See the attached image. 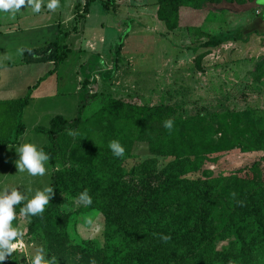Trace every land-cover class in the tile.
I'll return each mask as SVG.
<instances>
[{"label": "rangeland", "instance_id": "rangeland-1", "mask_svg": "<svg viewBox=\"0 0 264 264\" xmlns=\"http://www.w3.org/2000/svg\"><path fill=\"white\" fill-rule=\"evenodd\" d=\"M106 1L111 0H94L92 15L86 24V35L96 31L94 35L98 38V33L104 31V38L110 41L108 47L112 48L125 33H129V46L134 50L129 57H119V66L121 61L125 65L127 81L124 83H127L128 89L122 88L120 93L111 92L107 84L101 88L97 80L95 87L99 95L88 103L84 111L85 123L79 132L74 153V159L81 163V168H68L64 173L61 212L34 233L18 239L17 251L3 264H26L25 255L30 257L36 248H43L47 254L56 256L57 264H93V261L84 262L86 250L81 242L97 240L101 245L105 243L108 227L100 200L108 201L107 194L117 196V191L132 194L146 190L145 183L153 164L162 168L167 161L165 156L152 151L147 138L152 130L160 132L166 118L207 115L210 139L216 143L222 135L223 125L220 117H211V114L228 112V120L232 122L233 114L247 113V120H238V127H232L228 132L231 139L237 131L240 132L236 144H230L228 149L213 154V159L207 160L203 166L209 167L215 175L224 173L226 180L237 179L232 177L237 175L241 179L255 180V187H264V147H261L264 145V65L261 70H254L255 64L264 57L261 5L256 0L223 1L222 6L227 7L224 10H198L187 0H146L143 17L125 18L116 11L114 4L112 8H106ZM40 3L47 4L44 0H40ZM136 6L142 7L140 3ZM61 7L62 1L58 0L53 15L49 17L51 20L59 19ZM26 8L32 10L31 5ZM67 10L68 7L63 13H68ZM158 18L167 22L168 29L163 21L156 23ZM102 20H107L108 27L96 30ZM74 22L76 26L77 19ZM240 25L248 26L251 32L248 41H234L217 51L202 45L211 36ZM106 43L97 42L95 50L85 48L88 53H95L82 68L84 77H92L93 66L107 62L100 50ZM139 44L141 47L136 48ZM106 52L110 50L105 49ZM100 55L103 59H100ZM209 56L211 68L207 67ZM103 74H108L106 68L98 75L102 81L111 83L117 72L110 80H104ZM64 76V73L60 74L61 78ZM122 78L123 73L120 80ZM67 82L68 88L62 87L61 82L57 98H49V102L47 98H35L27 106L23 116L27 130L19 143L0 148V186L17 185L18 190L26 191L27 188L34 192L37 188L50 185L53 168L48 161L45 162L46 172L43 176L18 172L14 163L18 153L14 145L34 142L42 147L49 142V133L46 127L37 130V125L48 126L51 115L55 113L68 117L77 114L78 102L83 94L80 89L66 91L72 85L70 75ZM112 97L122 100L123 104L108 103ZM107 105L110 106L107 108ZM156 105L168 107L147 118L142 109ZM141 120L143 124L139 128ZM253 129L257 130V137ZM113 140L124 146L122 157L112 153L109 143ZM196 141L200 144L201 135L196 137ZM152 159H156V162L151 163ZM85 190L92 198L90 205L79 200L80 193ZM15 220L12 221L14 228ZM233 239L231 236L218 240V248L228 246Z\"/></svg>", "mask_w": 264, "mask_h": 264}, {"label": "trees", "instance_id": "trees-1", "mask_svg": "<svg viewBox=\"0 0 264 264\" xmlns=\"http://www.w3.org/2000/svg\"><path fill=\"white\" fill-rule=\"evenodd\" d=\"M92 1L94 0H87L82 12L77 14V24L72 30L64 31L61 23L57 22L52 39L47 40L44 46L25 49V53L36 54L39 51V59L52 63V67L29 86L24 96L0 100V148L18 144L20 137L26 132L27 124L23 116L33 100V91L44 78L58 71L59 64L71 50L67 42L68 36L78 30L79 22L89 12ZM223 1L247 0H187L198 10H224L227 7L222 6ZM104 5L110 8L112 3L106 1ZM159 15L162 16L161 11ZM255 32L263 34L261 31ZM250 33L247 25H240L211 36L202 45L215 47L226 41L246 42ZM128 35V32L125 33L111 48L112 64L103 61L104 65L93 66L92 77H84L82 74L83 85L79 91L83 96L79 99L77 114L74 117L55 113L51 115L48 126H36L37 130L46 127L49 133V142L41 148L49 155L48 162L53 168L50 186L54 188V195L45 206L44 212L35 216L25 215L20 211L26 201L14 206L16 229L23 233L18 239L34 233L47 220L61 212L64 173L68 168H81V163L74 159V153L79 132L85 123L84 111L88 103L99 95L95 87L97 76L101 75L105 68L108 74H103L104 80L115 76ZM100 59H103L101 55ZM263 65L264 57L255 64L254 70H261ZM110 102L123 104L122 100L114 97L108 100V103ZM109 106L107 105V108ZM166 107L168 106H146L142 112L149 118L156 111ZM233 115L232 122L228 120V112L210 115L220 117L223 125L222 135L216 143L210 139V121L207 120L208 116L203 114L166 118L164 121L173 120L172 129L163 126L160 132L152 130L147 141L153 152L167 158L166 163L162 168L153 164L145 183V191L132 194L117 191V196L113 193L107 194L108 201L100 200L108 227L106 240L103 245L97 240H83L81 245L86 250L84 262L264 264V187H255V180L241 179L237 175L232 176L237 179L226 180L224 173L215 175L209 167L203 166L207 160L213 159V154L228 149L230 144H236L240 132L237 131L232 139L228 132L232 127H238V120H247L248 117L247 113ZM142 124L141 120L139 128H142ZM253 130L254 136L257 137V130ZM200 135L201 142L198 144L196 137ZM154 162L156 159L151 160V163ZM164 236L168 239L164 240ZM231 236L234 239L228 246L218 248V240Z\"/></svg>", "mask_w": 264, "mask_h": 264}, {"label": "crops", "instance_id": "crops-1", "mask_svg": "<svg viewBox=\"0 0 264 264\" xmlns=\"http://www.w3.org/2000/svg\"><path fill=\"white\" fill-rule=\"evenodd\" d=\"M44 1L47 2V0ZM61 1L62 10L59 11L58 20H51L49 18L53 15V10L48 9L46 4L41 5L39 12H33V10L27 9L25 5H22L21 9L13 12L0 11V100L16 99L24 96L27 93L29 86L34 84L40 76L44 75L52 67V63L39 59L41 58L39 51L36 54H33L32 52L25 53V49L44 46L47 40L52 39V33L55 28L54 26L57 22L61 23V27L64 31H70L75 27L74 21L76 16L79 12H82L87 0ZM93 2L94 1L90 4L87 15L81 18L78 30L69 34L68 44L71 50L67 57L61 62L59 70L55 73L49 74L41 81L39 86L35 88L32 93L33 99L47 98L46 101L49 102L51 101L49 98H57L61 82L62 87H69L67 82V77L69 75L71 76L72 85L66 91L71 89L79 90L83 83L81 67L91 55L85 48L95 50L97 42H107V45L100 50L103 53L102 56H104L107 62L112 64L113 58L112 56L109 57L111 52V48H109L110 41H107V39L104 38V31L98 33V38L94 35L96 31H93L94 33L92 35H86V24L92 15L91 6ZM110 2L114 4L116 11L120 12L125 18H131L133 16L140 18L146 13L144 6L146 0H111ZM137 3H140L142 7H137ZM66 7H68V13H63V10ZM162 21V19L158 18L156 23L161 24ZM163 22L166 24V29H168L167 23L165 21ZM120 24L121 23L118 25ZM106 27H108L107 20H102L98 23L96 30H105ZM129 40L130 35L125 39L120 59L124 55H128L129 57L130 52L134 50L130 49ZM232 43H234V41H226L218 46L209 47V49L217 51ZM139 47H141L140 44L136 46V48ZM21 49H23V52L20 51ZM105 49H109L110 52L104 53ZM43 57L47 56L43 55ZM166 57L167 53H165V58ZM209 60L210 56L207 58V67L211 68ZM164 62L167 61L164 60ZM64 63L67 64L64 65ZM68 63L72 67L69 66ZM124 67L125 65H123V62L121 61L117 70V75L111 83L102 81L98 75L97 77L101 88L104 84H107L109 89H111V92L116 91L119 93L122 91V88L128 89V87H126L127 83H124L127 81ZM165 72H167V63L165 64ZM63 73L65 76L61 78L60 74ZM121 73H123L122 80H120Z\"/></svg>", "mask_w": 264, "mask_h": 264}, {"label": "clouds", "instance_id": "clouds-1", "mask_svg": "<svg viewBox=\"0 0 264 264\" xmlns=\"http://www.w3.org/2000/svg\"><path fill=\"white\" fill-rule=\"evenodd\" d=\"M26 0H0V11L13 12L21 9L25 5ZM32 6L33 12H39L41 9L40 0H27V5ZM58 5V0H47V8L54 10ZM23 52V49L20 50ZM173 120L167 119L164 121V127L167 129L173 128ZM13 146V145H11ZM10 146V147H11ZM15 146V151L18 153V158L14 161L18 172H27L30 176H43L46 172L45 162L49 160V155L34 142H23L19 146ZM112 153L117 157H122L125 153V148L122 144L113 140L109 143ZM10 189V191H9ZM30 189L18 190L16 186H0V264H3L6 258L13 256L17 251V243L19 237L23 236L21 231H18L12 226V221L16 218L14 206L26 201L20 209L25 215H38L44 212L45 206L49 203L54 195V188L46 185L43 188H37L31 192ZM79 200L90 205L92 198L87 190L79 195ZM164 240L168 237L164 236ZM26 256V264H57V257L47 254L43 248H36L34 253L29 257ZM93 264L95 262L93 261Z\"/></svg>", "mask_w": 264, "mask_h": 264}, {"label": "water", "instance_id": "water-1", "mask_svg": "<svg viewBox=\"0 0 264 264\" xmlns=\"http://www.w3.org/2000/svg\"><path fill=\"white\" fill-rule=\"evenodd\" d=\"M257 1V3L259 4V5H261V6H263V18H264V0H256Z\"/></svg>", "mask_w": 264, "mask_h": 264}, {"label": "flooded vegetation", "instance_id": "flooded-vegetation-1", "mask_svg": "<svg viewBox=\"0 0 264 264\" xmlns=\"http://www.w3.org/2000/svg\"><path fill=\"white\" fill-rule=\"evenodd\" d=\"M262 7V12H263V6H261Z\"/></svg>", "mask_w": 264, "mask_h": 264}]
</instances>
